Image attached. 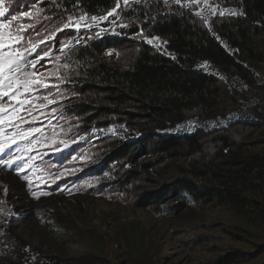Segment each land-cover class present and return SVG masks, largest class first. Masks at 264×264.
Returning a JSON list of instances; mask_svg holds the SVG:
<instances>
[{
    "label": "trees",
    "instance_id": "16d2710c",
    "mask_svg": "<svg viewBox=\"0 0 264 264\" xmlns=\"http://www.w3.org/2000/svg\"><path fill=\"white\" fill-rule=\"evenodd\" d=\"M30 1L41 9L22 16L16 34L29 44L59 35L60 46L76 34L64 28L69 20L102 17L118 2ZM223 1L241 11L213 18L232 53L192 10L162 0L133 4L122 11L127 37H95L45 62L40 74L47 86L38 89L58 104L53 117L36 114L34 122L56 117L50 129L56 147L76 144L73 164L58 156L64 162V173L53 176L58 186L71 181L157 214L174 192L185 194L200 217L172 235L191 264H264V126L180 131L184 123L225 118L243 107L242 93L227 80L256 93L264 79V0ZM154 38L160 48L148 43ZM114 128L115 135L103 134ZM94 132L101 135L85 143ZM132 132L137 140L126 139Z\"/></svg>",
    "mask_w": 264,
    "mask_h": 264
},
{
    "label": "rangeland",
    "instance_id": "374dc122",
    "mask_svg": "<svg viewBox=\"0 0 264 264\" xmlns=\"http://www.w3.org/2000/svg\"><path fill=\"white\" fill-rule=\"evenodd\" d=\"M147 1L149 0H128L125 5L123 0H118L119 7L116 5L113 10L116 14L108 16L106 20L98 19L95 22L86 19L79 30L69 27L76 34L72 40L60 46L58 45L59 35L51 36L47 43L29 44L26 38L16 34L17 30L22 28L21 18L24 16L22 14L40 10V4L32 3L33 1L30 0H3L0 9L6 8L7 11L4 17H0V23L11 21V24L0 31L4 33L11 31L19 41L13 46L24 53L25 63L29 65L26 70L40 74L45 69V62L65 49L87 45L95 37L104 38L111 35L127 37L128 24L122 16V11L131 8L133 4H144ZM162 1L172 2L179 7L192 10L197 17L204 20L210 30L211 27L214 28L213 18L217 16L237 17L241 14L240 10L226 5L223 0H199V2L182 0L181 4L175 3V0ZM212 8L216 9L215 14L210 11ZM234 12L239 14H233ZM70 21L75 20H69L68 23ZM149 40L152 42L148 43L153 47L162 46L158 39ZM223 46L229 50L226 43ZM110 55L116 56V53ZM41 56H43L42 59L39 58ZM33 64L34 68L31 67ZM35 79L43 84L41 74ZM227 82L229 87L242 93L240 101L243 102V107L228 114L225 118H219L222 120L188 122L181 127L180 131L221 129L240 122L264 126V79L261 77L258 80L256 93H250L247 88L240 86L236 79H230ZM39 87L24 94L31 103L26 105L27 111L20 113L28 117L27 123L20 124L21 129L39 130L22 133V136L26 137L24 139L17 138L23 159L28 161L27 175L32 178L33 186L31 189L25 187L26 181L22 179V174L5 168H0V171H10L18 176L24 190L36 201L37 204L34 207L26 206L20 209L26 204V201L22 199L14 200L11 205L15 207L14 210L18 211L15 217H25L33 213L39 218L43 231L40 232L37 246L44 247L43 254L66 261L87 258L90 260L88 264H191L189 256L178 248L177 241L172 235L178 230L187 231L198 222L200 217L194 203L185 194L174 192L173 196L164 202V213L157 214L153 210H138L131 203L113 202L110 198L104 199L92 195L77 184L71 185V181L64 186L57 185L53 176L64 173V166L62 167L64 162L58 156L60 154L70 156L73 164L78 157L71 155L76 144L70 143L56 147L57 138L50 132V129L57 124L56 117L52 121L35 124L36 114L44 116L43 113H45L46 117V113L50 112L48 116L53 117V108L55 109V104H58L55 103L53 97L51 98L50 91L39 90ZM3 100L6 101L7 97ZM29 108L38 109L31 112L29 117ZM118 130L120 129L114 128L103 134L113 136L119 132ZM100 135L101 133L94 132L85 138L84 142L88 144ZM138 138V134L134 132L126 133L128 140ZM12 147L14 149L16 145ZM5 151L10 152L11 150L6 149ZM46 153L50 156L45 158ZM19 163L20 161L15 162L12 168H18ZM89 177L91 176H86L85 181H88ZM32 192H44L47 195H40L36 198L30 194ZM174 203L178 206L176 210L170 207ZM29 237L33 239V235Z\"/></svg>",
    "mask_w": 264,
    "mask_h": 264
},
{
    "label": "snow or ice",
    "instance_id": "6c2138e0",
    "mask_svg": "<svg viewBox=\"0 0 264 264\" xmlns=\"http://www.w3.org/2000/svg\"><path fill=\"white\" fill-rule=\"evenodd\" d=\"M123 2L127 5L128 0H123ZM194 2H199V0H194ZM175 3L181 4L182 0H175ZM2 4L3 0H0V5ZM117 7H119V4H117ZM6 11V8L0 9V17H4ZM210 11L215 14L216 9L212 8ZM114 14H116L114 11H109L104 17L93 16L91 19L94 22L98 19L106 20L108 16H113ZM233 14L238 15L239 13L234 12ZM22 15L31 16L32 13L25 12ZM86 19V16H80L74 22L66 23L64 28L74 27L79 30ZM9 24H11V21L0 23V30L8 28ZM148 42L151 43L152 41L149 40ZM14 43H19V41L16 40L11 31L8 33L0 31V168L22 174V179L26 181L25 187L31 189L33 180L27 175L29 164L27 160L23 159L21 146L17 143V138L24 139L26 137L22 136V133L38 131L39 129H21L20 124L27 123L28 117L20 115V113L27 111L26 105L31 103L24 94L30 93L35 87L47 85H43L41 81L35 79V77L40 75L39 73L26 70L29 65L25 63L24 53L15 48L13 46ZM45 55L47 54L45 53ZM39 58L42 59L43 56ZM31 67L34 68V64ZM4 97H7L6 101L3 100ZM30 116L31 113H29ZM14 144L16 147L13 149L12 146ZM6 149L11 151L6 152ZM17 161H20L19 167L13 169L12 165ZM30 194L36 198H39L40 195H47L44 192H32Z\"/></svg>",
    "mask_w": 264,
    "mask_h": 264
},
{
    "label": "bare ground",
    "instance_id": "6f19581e",
    "mask_svg": "<svg viewBox=\"0 0 264 264\" xmlns=\"http://www.w3.org/2000/svg\"><path fill=\"white\" fill-rule=\"evenodd\" d=\"M0 193H2L0 194V264H88L90 262L87 258L66 261L43 254L44 247L37 246L40 232L43 231L39 218L33 213L25 217H15L18 211L11 205L16 199L26 201L20 209L26 206L34 207L37 204L24 190L18 176L10 171H0ZM29 235H33V239H30Z\"/></svg>",
    "mask_w": 264,
    "mask_h": 264
},
{
    "label": "water",
    "instance_id": "95a60500",
    "mask_svg": "<svg viewBox=\"0 0 264 264\" xmlns=\"http://www.w3.org/2000/svg\"><path fill=\"white\" fill-rule=\"evenodd\" d=\"M211 31L213 32V34L214 35H216L217 37H218V39L220 40V41H222V38L217 34V32L214 30V28L213 27H211ZM225 41H222V44L223 45H225ZM227 45V44H226ZM229 47V46H228ZM229 51H230V48H229ZM230 53H232V51H230ZM219 120H222V119H219ZM186 123H184L183 125H185ZM107 131H109V130H107ZM171 132H175V130L174 131H171Z\"/></svg>",
    "mask_w": 264,
    "mask_h": 264
}]
</instances>
